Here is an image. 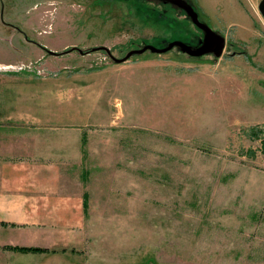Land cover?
Segmentation results:
<instances>
[{
  "label": "rangeland",
  "instance_id": "rangeland-1",
  "mask_svg": "<svg viewBox=\"0 0 264 264\" xmlns=\"http://www.w3.org/2000/svg\"><path fill=\"white\" fill-rule=\"evenodd\" d=\"M162 2L0 0V68L6 66L3 62L23 67L1 71L0 77L41 76L38 71L43 77L65 76L61 62L49 68L36 60L39 42L58 47L72 42L84 52L106 47L116 58L147 42L156 47L175 40L195 45L189 36L199 30L178 5ZM260 2L187 1L202 23L227 39L218 58L210 53L192 57L174 47L163 54H136L118 64L96 50L84 59L92 62L67 64L69 70L118 68L101 78L113 121L111 115L107 122L101 120L100 106H89L90 87L84 92L85 112L69 122L83 125L78 128L85 141L84 186L117 188L116 193L123 189L126 194H115L116 199L131 200L142 209L146 205L144 212L135 210L142 222L146 215V223L130 228L125 242L148 264H236L241 254L244 264L264 262ZM29 64L31 69L24 68ZM110 121L113 126H88ZM251 203L261 205L257 212L248 207ZM251 223L258 225L256 239Z\"/></svg>",
  "mask_w": 264,
  "mask_h": 264
},
{
  "label": "crops",
  "instance_id": "crops-1",
  "mask_svg": "<svg viewBox=\"0 0 264 264\" xmlns=\"http://www.w3.org/2000/svg\"><path fill=\"white\" fill-rule=\"evenodd\" d=\"M35 45L36 60L49 68L61 62L65 76L0 77V264H148L125 242L130 228L146 223V215L142 222L135 212H144L146 205L142 209L131 200L116 199L115 194H126L123 189L116 193L117 188L112 192L84 186L85 141L78 128L83 125L69 122L85 112L84 92L90 87L94 92L87 97L89 106H100L101 120L107 122L111 115L113 121L101 78L109 71L119 72L118 68L69 70L70 62L81 66L92 62L84 59L93 52L81 54L74 49L80 45L72 42L59 47ZM112 121L88 126H113ZM258 206L248 205L256 212ZM252 226L251 237L256 239L258 225ZM113 235L119 236V242ZM244 259L241 254L236 264H244Z\"/></svg>",
  "mask_w": 264,
  "mask_h": 264
},
{
  "label": "water",
  "instance_id": "water-1",
  "mask_svg": "<svg viewBox=\"0 0 264 264\" xmlns=\"http://www.w3.org/2000/svg\"><path fill=\"white\" fill-rule=\"evenodd\" d=\"M167 1L174 2V3L178 4L179 6H181L183 9H185L187 11V13L193 19L194 23L199 28H201L203 31H205V33H206V41H204V44H203L202 47L198 48L197 50H192L191 46H189L185 42L176 40V41L171 42L167 47H163V48H158V47L150 45V44L145 45V46H143L140 49H136V50L130 51L123 58H116L115 56H113V54L111 53L109 48H106V47L93 48L92 52H94L96 50H104L108 54V56L114 62H116L118 64L126 62L133 55L142 54V53H144V52H146L148 50L153 52V53L163 54L165 52L170 51L174 47H180L183 52H185V53H187L189 55H192V56H201V55H203V54H205L207 52H210V51L212 52L213 51V54L215 55V57H217V58L221 57L223 55V53H224V49H225V46H226V38H225V36L216 33L208 25L200 22L198 13L195 11L193 6L190 5L189 3H187L186 1H184V0H167ZM258 9H259L260 13L262 14V16L264 18V0H261V2L259 3ZM74 49L78 50L81 54L87 53V51L84 52L80 48H74ZM50 53H54V52H50Z\"/></svg>",
  "mask_w": 264,
  "mask_h": 264
},
{
  "label": "flooded vegetation",
  "instance_id": "flooded-vegetation-1",
  "mask_svg": "<svg viewBox=\"0 0 264 264\" xmlns=\"http://www.w3.org/2000/svg\"><path fill=\"white\" fill-rule=\"evenodd\" d=\"M163 2V6H174L173 4H176V3H174V2H171V1H167V0H162ZM186 2L187 1H189V0H185ZM171 3V4H170ZM178 4H176V6H177ZM177 7H179V9L181 10V12H183V13H185L186 15H187V18H188V20H189V22L191 23V25H194V27L196 28V29H198L199 30V33H198V35H196L195 34V32L193 31L190 35L191 36H189V37H192V42L194 41V42H196V44L195 45H193V46H191V48H192V50H197L198 48H200V47H202L203 46V44H204V41H206V33H205V31H203L201 28H199L195 23H194V21H193V19L191 18V16L187 13V11L185 10V9H183L181 6H177ZM174 8H176L175 6H174ZM199 21H200V19H199ZM201 22V21H200ZM189 33V32H188ZM188 36V35H187ZM188 37V38H189ZM188 38H186L187 40H189ZM190 40H191V38H190ZM176 41V40H175ZM165 42V41H164ZM171 42H173V41H171ZM171 42H168V43H166V45L165 46H162V47H158V48H163V47H167ZM227 39H226V46H227ZM143 46H145V45H148V43H145V44H142ZM189 45V44H188ZM190 46V45H189ZM226 46H225V48H226ZM180 48V47H179ZM140 49V48H139ZM225 50V49H224ZM149 51V50H148ZM185 53V52H184ZM207 53H210V54H212L213 55V51L211 52H207ZM185 54H187V53H185ZM187 55H189V54H187ZM189 56H192V55H189ZM192 57H198V56H192Z\"/></svg>",
  "mask_w": 264,
  "mask_h": 264
},
{
  "label": "built area",
  "instance_id": "built-area-1",
  "mask_svg": "<svg viewBox=\"0 0 264 264\" xmlns=\"http://www.w3.org/2000/svg\"><path fill=\"white\" fill-rule=\"evenodd\" d=\"M24 66V68H28V69H31V64H29V65H23ZM2 68H0V72L1 71H9L10 70V68H12V67H7V66H1ZM14 68H17V69H23V67L22 66H16V67H13L12 69H14ZM38 73H39V75H41V76H44V75H42V71H38Z\"/></svg>",
  "mask_w": 264,
  "mask_h": 264
},
{
  "label": "trees",
  "instance_id": "trees-1",
  "mask_svg": "<svg viewBox=\"0 0 264 264\" xmlns=\"http://www.w3.org/2000/svg\"><path fill=\"white\" fill-rule=\"evenodd\" d=\"M148 43V42H147Z\"/></svg>",
  "mask_w": 264,
  "mask_h": 264
}]
</instances>
